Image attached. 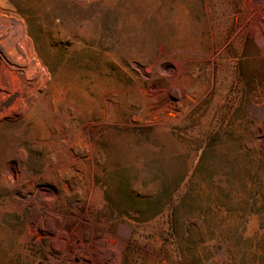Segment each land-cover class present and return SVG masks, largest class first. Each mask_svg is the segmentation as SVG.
<instances>
[{"label": "rangeland", "instance_id": "obj_1", "mask_svg": "<svg viewBox=\"0 0 264 264\" xmlns=\"http://www.w3.org/2000/svg\"><path fill=\"white\" fill-rule=\"evenodd\" d=\"M0 16L45 73L0 115V264H264V0Z\"/></svg>", "mask_w": 264, "mask_h": 264}, {"label": "bare ground", "instance_id": "obj_2", "mask_svg": "<svg viewBox=\"0 0 264 264\" xmlns=\"http://www.w3.org/2000/svg\"><path fill=\"white\" fill-rule=\"evenodd\" d=\"M44 83L30 41L17 22L0 16V115L14 117L26 109Z\"/></svg>", "mask_w": 264, "mask_h": 264}, {"label": "trees", "instance_id": "obj_3", "mask_svg": "<svg viewBox=\"0 0 264 264\" xmlns=\"http://www.w3.org/2000/svg\"><path fill=\"white\" fill-rule=\"evenodd\" d=\"M168 198H170V196H168ZM161 202L159 203L160 206L162 205ZM178 216H180V214H178V211L175 210V213L173 212V224L174 225H176V217H178Z\"/></svg>", "mask_w": 264, "mask_h": 264}]
</instances>
